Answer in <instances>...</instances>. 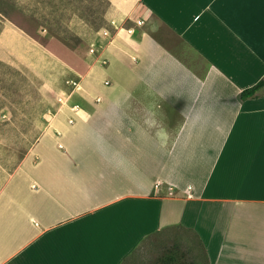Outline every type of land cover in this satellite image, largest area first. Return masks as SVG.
I'll use <instances>...</instances> for the list:
<instances>
[{
  "label": "crops",
  "instance_id": "1",
  "mask_svg": "<svg viewBox=\"0 0 264 264\" xmlns=\"http://www.w3.org/2000/svg\"><path fill=\"white\" fill-rule=\"evenodd\" d=\"M108 1L165 32L106 69L90 136L52 121L26 158L0 144V264H127L167 229L199 264H264V86L239 98L264 80V0Z\"/></svg>",
  "mask_w": 264,
  "mask_h": 264
},
{
  "label": "rangeland",
  "instance_id": "2",
  "mask_svg": "<svg viewBox=\"0 0 264 264\" xmlns=\"http://www.w3.org/2000/svg\"><path fill=\"white\" fill-rule=\"evenodd\" d=\"M163 32L142 2L127 13L108 0H0V144L26 158L52 121L90 136L78 114L114 84L106 69L137 62L129 54L143 37ZM192 240L178 229L153 234L127 264H154L174 250L178 264H199L203 248Z\"/></svg>",
  "mask_w": 264,
  "mask_h": 264
},
{
  "label": "trees",
  "instance_id": "3",
  "mask_svg": "<svg viewBox=\"0 0 264 264\" xmlns=\"http://www.w3.org/2000/svg\"><path fill=\"white\" fill-rule=\"evenodd\" d=\"M264 86V80H262L261 82H259L257 85H255L252 88H249L247 90H244L243 92H241L239 98L241 101L247 100L251 97H253L259 89H261ZM163 264H178L176 262V259L173 256H169L167 258H165V260H161Z\"/></svg>",
  "mask_w": 264,
  "mask_h": 264
}]
</instances>
